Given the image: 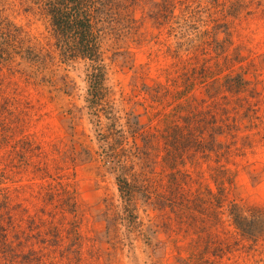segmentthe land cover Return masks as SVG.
I'll use <instances>...</instances> for the list:
<instances>
[{"label": "rangeland", "instance_id": "rangeland-1", "mask_svg": "<svg viewBox=\"0 0 264 264\" xmlns=\"http://www.w3.org/2000/svg\"><path fill=\"white\" fill-rule=\"evenodd\" d=\"M23 1L0 0L13 46L0 62V189L24 233L23 260L8 264H264V231L254 241L228 215L264 210V2L130 0L142 41L101 40L97 91L90 63L59 56L49 17ZM19 31L51 52L42 80H26ZM135 123L155 136L149 162L134 157Z\"/></svg>", "mask_w": 264, "mask_h": 264}, {"label": "trees", "instance_id": "trees-1", "mask_svg": "<svg viewBox=\"0 0 264 264\" xmlns=\"http://www.w3.org/2000/svg\"><path fill=\"white\" fill-rule=\"evenodd\" d=\"M23 1V0H22ZM37 3V6L48 17L52 28L53 38L55 40L54 49L58 52L59 56H78L81 59L90 63V73L88 78V84L92 89L97 87V91L101 88V84L104 81V70L101 66V40L111 32H115L122 38H129L132 42L138 44L142 41V35L139 33L138 26H135V21L132 20L131 12L129 11L130 0H33ZM244 0H232V5L235 4L239 9V4L243 6ZM250 4L256 3V0H247ZM264 0H258L257 6L262 5ZM24 3V1H23ZM242 10V9H241ZM247 11V10H245ZM21 32H18V37ZM0 62L8 61L10 59V52H13L12 40L10 39V33L8 30H0ZM24 41L20 37L18 38L16 46L17 53L21 56L22 63L26 65L27 69L26 80H35L39 78L42 80V70L47 68L52 59L49 49H36L25 46ZM45 81V80H44ZM46 82V81H45ZM156 92H159L158 90ZM100 97L94 101H98ZM129 134L133 140L137 138L142 139L144 146L142 148L136 146L135 159L139 163L149 162L152 159L151 144L155 138L151 132V127H145L141 123H135L129 126ZM193 137V133L189 134ZM195 137V136H194ZM116 142L114 150L117 152L115 158L124 157L123 148L119 149L121 142L125 140L120 134L119 136L113 135ZM127 139V138H126ZM135 143V142H134ZM104 155V152L101 151ZM185 154H188V150H185ZM114 166V164H113ZM115 168L123 171L124 167L121 165L119 159L115 160ZM4 175L2 176V178ZM138 177V176H137ZM120 181V179L118 180ZM128 181V180H127ZM123 182V186H119L122 199L124 201H131V196L135 193L134 185L130 182ZM121 182V181H120ZM150 182V180H149ZM152 183V182H151ZM58 186V184H57ZM152 184L145 189L149 190ZM46 197L53 200V194L51 193V187L49 186ZM148 200V196L145 197ZM9 199L8 193L5 190L0 189V221H6L5 226L0 225V255L3 257L4 263L8 264V261L18 260L23 256L18 255L17 249L21 246L22 242L18 238L19 234L15 230L10 209L8 207ZM2 209L4 212L1 213ZM228 215L232 219L233 223L239 227L243 236L250 239L254 238V241L259 238L260 231H264V210H253L248 216L244 215L235 205H232L228 210ZM255 224L259 230V224L261 228L259 232L256 230L249 231L243 230L247 224ZM31 226V224H30ZM242 228V229H241ZM31 231V229H29ZM54 235L52 240H44L43 244L47 247H51L57 244L58 232L54 229ZM12 233V235H11ZM10 235L12 238H10ZM15 240V241H14ZM61 256L63 252L60 251ZM21 262V261H19ZM23 263V262H21Z\"/></svg>", "mask_w": 264, "mask_h": 264}]
</instances>
